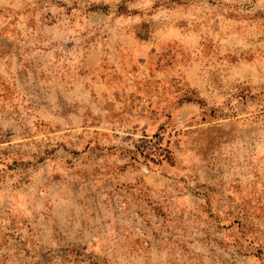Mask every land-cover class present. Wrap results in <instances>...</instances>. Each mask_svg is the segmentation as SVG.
I'll return each instance as SVG.
<instances>
[{"label":"rangeland","instance_id":"rangeland-1","mask_svg":"<svg viewBox=\"0 0 264 264\" xmlns=\"http://www.w3.org/2000/svg\"><path fill=\"white\" fill-rule=\"evenodd\" d=\"M0 264H264V0H0Z\"/></svg>","mask_w":264,"mask_h":264}]
</instances>
